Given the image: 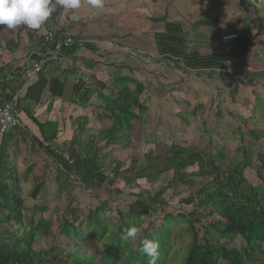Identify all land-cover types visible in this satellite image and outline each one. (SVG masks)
Returning <instances> with one entry per match:
<instances>
[{
  "label": "trees",
  "instance_id": "obj_1",
  "mask_svg": "<svg viewBox=\"0 0 264 264\" xmlns=\"http://www.w3.org/2000/svg\"><path fill=\"white\" fill-rule=\"evenodd\" d=\"M254 3L255 0L239 1L247 7ZM61 9L56 6L44 29L61 32L58 26ZM252 9V15L245 16L242 22L253 26L247 27V33L251 28L258 30L254 42L263 47L260 50L264 54V6L262 11ZM161 21L165 23L163 17ZM200 21L204 25L212 22L208 18ZM3 27L0 26V45L9 48L8 44L15 43V38L20 40L24 36L20 27L11 39L7 36L8 29ZM39 31L32 30L24 37L31 40ZM39 38L38 51L42 47L41 36ZM174 39L177 43L178 39ZM253 44L250 39V45ZM70 52L72 50L64 51L63 56ZM243 57H248V51ZM242 73H221L223 88L229 94H236L238 89L253 90L257 84L264 88L263 71L245 72L246 76ZM110 86L108 94H100L102 104L93 115L96 121L91 123L88 117L83 118L76 124L71 139L59 148L69 153L71 164L55 155L48 146L56 138V130H50L49 123L33 119L42 139L38 145L56 165L57 196L65 203L56 217V227L52 228L44 217L35 219L31 213H25L16 192L18 177L13 175L14 166L1 146L0 264H152L153 258L140 251L145 239L159 244L155 264H167L172 258L175 264H264V127L253 126L247 131L248 142L262 143L253 153L250 146H245L243 135L240 137L235 151L242 154V158L235 161L227 157L225 146L208 141L206 151L188 139L192 135L183 142L150 141L153 147L140 157L129 155L128 160H122L115 153L129 149L133 126L147 120L146 102L149 100L142 99L144 85L132 77H114ZM193 108L190 115L195 118L204 106L198 103ZM213 115L221 119L220 109L215 108ZM234 128L241 131L243 124L236 123ZM246 168L252 169L258 185H252L244 177ZM168 172L171 173L169 180L166 179ZM33 179L35 184L28 195L36 199L43 175ZM196 179L207 181L199 184ZM139 180L150 184L158 182V186L147 197L139 191L125 211L119 208L112 211L107 199L98 200L94 208L82 209L72 195L74 187L82 186L95 199H99L102 189L110 197L119 193L114 188L117 181L131 187ZM179 186L192 190L178 202L190 205V211L180 206L178 212L168 210L170 205L164 193L170 189L172 196H177ZM46 210V203L32 208L34 214ZM133 226L139 229L135 241L127 236ZM11 227L15 230L13 233L9 230ZM51 238L58 241L45 249H35L41 239Z\"/></svg>",
  "mask_w": 264,
  "mask_h": 264
},
{
  "label": "crops",
  "instance_id": "obj_2",
  "mask_svg": "<svg viewBox=\"0 0 264 264\" xmlns=\"http://www.w3.org/2000/svg\"><path fill=\"white\" fill-rule=\"evenodd\" d=\"M139 12V7L134 6L131 0H104V6L101 9H94L87 0H81V7L67 12L66 19L62 14L60 15L58 26L62 29L61 33L86 39L106 37L112 41V46L100 49L96 45H88L87 49L79 54L73 51L66 53L59 60L47 63L39 75L33 78H26L23 75V69L27 62L30 61L32 64L37 58L33 57L38 53V40L40 36L42 39L46 28L42 26L38 35H34L31 40L22 36L20 40L15 38V43L8 44L9 48L0 45V69H2L0 71V107L7 102L11 94L16 92L18 94L17 112L21 121V126L0 134V149L1 146L6 149L8 160L11 166H14L13 175L15 174L18 178L24 177L21 181L17 178V185L29 183L34 177L31 175L45 176V171L50 170L49 166L55 165L51 156H48L38 145V141L42 139L33 119L39 123H49L50 130L53 128L56 130V138L48 146L54 151L59 150L71 139L79 121L81 122L85 117H88L91 123L96 121L93 115L95 109L102 104L100 94L110 92V81L114 77H132L142 83L144 85L142 99L149 100L146 103L150 112L152 109L162 107L161 101H166V97L164 99L166 94L158 92L154 95L150 94L145 86L146 77L141 64L131 65L134 61L130 60L125 53L124 48L128 45H130L128 47L142 50V47L148 43L152 46L150 52L152 57H155L153 60L158 65L168 70L171 66L181 73L191 71L198 79H200L199 75L212 78L213 72L221 74L225 71L227 62L244 58L245 51L249 52L252 48L250 38L245 35V32L233 31L232 28L219 23L217 26L204 25L200 21L204 19H197L185 26L187 22L179 19L180 14L176 10L168 11L167 8L164 13L169 20L165 19V23L153 16L146 17L145 10L144 13ZM188 17L185 18L186 21ZM107 23L106 28H100L99 25ZM187 27H191L195 32L191 36L196 38L203 36L196 34L199 32H206L210 36L219 34L213 40L216 41L214 45L213 43L206 45L207 51L200 50L206 43H201L200 48L201 45L191 42V39L187 38L190 36H187L185 32ZM206 27L212 28L214 34H211ZM143 33L147 35L144 43L143 38L138 36ZM231 33L237 34V37L227 44H221V34ZM174 37L178 39L177 43L174 42ZM113 38L116 40H112ZM192 43L193 47H189ZM152 104L156 108H152ZM179 109H181L179 105H167L165 111L169 116L161 117L169 118L170 126H174L172 122L182 125L176 116ZM53 171L56 173V165ZM45 180L46 178H43L41 187L45 185ZM53 186L58 190L55 180H53Z\"/></svg>",
  "mask_w": 264,
  "mask_h": 264
},
{
  "label": "rangeland",
  "instance_id": "obj_3",
  "mask_svg": "<svg viewBox=\"0 0 264 264\" xmlns=\"http://www.w3.org/2000/svg\"><path fill=\"white\" fill-rule=\"evenodd\" d=\"M134 3V6H138L141 13L147 15L146 17L153 16L154 18L167 19V16L164 13L165 8L168 11L176 10L180 16L179 19L187 22L185 26L191 24V21H196L197 19H210L212 20L210 26H217V22L224 26L230 27L233 31L236 32H245L252 41L253 45L251 50L248 52V57L238 59L233 62H227L225 64V71H241L245 76L247 72L251 71H263L264 72V54L260 50L263 48L260 45H257L254 40L256 39L257 29H253L247 33V27H253L252 25H245L242 22V19L247 15H252L253 7L256 9H263L264 0H255L252 7H247L245 5H240V0H131ZM174 8V9H173ZM67 12H70L68 9H61V14L64 19L67 17ZM139 12V13H140ZM60 14V15H61ZM165 15V17H164ZM189 16V17H188ZM60 17V16H59ZM188 17L186 21L185 18ZM60 19V18H59ZM253 18L250 19L252 23ZM100 28H106L108 23L105 25H99ZM22 28L23 35L32 31L24 25L18 26L17 28ZM14 30H8V37L11 39L15 38ZM211 34H214L212 28H207ZM196 30V28H194ZM201 30H203L201 28ZM147 31V30H146ZM147 32H151L148 30ZM187 37L191 39V42H196L199 44L200 48L202 47L201 43H206L200 50H206V45L209 43L215 44V37H218L217 34L210 36L208 34L199 32L196 34H202L201 37H192L195 32L191 27L185 29ZM1 33V32H0ZM44 33V32H43ZM150 33L148 34V36ZM139 38H143V43L147 38V35L143 33ZM220 36V35H219ZM221 34L220 37H222ZM106 38V37H103ZM109 39V38H107ZM116 40L113 38L112 40ZM200 39V40H199ZM190 42V43H191ZM1 43V41H0ZM130 46V45H128ZM124 48L125 53L128 54L130 60L134 61L131 65L141 64V68L144 69L146 82L145 86L151 95H154L156 92L159 94H166V101L162 103V107H157L152 104V111L147 114V120L138 122L139 125L133 126V132L131 134L132 139H130L129 149L122 150L115 155L122 160H128L127 156L136 155L140 157L142 153L146 152L148 149L152 148V141L157 142H166L167 141H180L183 142L191 134L192 137L188 138L193 144H197L200 148L204 150H209L208 141L217 142L220 145L225 146L224 150L227 154V157L231 161H235L242 158V154H239L238 151H235V147L240 145V137L243 135V138L246 142L245 146H250L251 152H255L260 149L262 143L259 142H248L247 131H249L253 126L258 128L264 127V88L262 85L257 84L251 89H242L237 90L236 94H229V92L223 88L224 83L222 80L221 74L213 72V77H205L204 75H199L200 79L194 77V73L189 71L187 73H181L178 69L175 70L170 66L164 68L161 65H158L154 62L151 55L152 46L148 43L145 46H141L142 50L137 48L128 47ZM133 47H137L132 45ZM189 47H193L189 44ZM191 49V48H188ZM207 51V50H206ZM152 57V58H151ZM139 60V61H138ZM138 61V63H137ZM246 72V73H245ZM199 74V73H198ZM247 78V77H245ZM132 86V85H130ZM213 86V87H212ZM170 92V93H169ZM253 92V94H252ZM160 103V101H157ZM200 104L204 108H200L196 117H191V112L195 104ZM179 105L181 109L176 112L177 119L182 122L177 125L175 122H172L174 126H170L169 118L164 119L163 115H168L165 111L167 105ZM160 108H163L162 110ZM219 108L221 111V119H216L213 115L214 109ZM153 112V113H152ZM169 116V115H168ZM204 122V123H203ZM243 124L241 131L235 130L234 124ZM210 137V139H209ZM154 139V140H153ZM151 141V142H150ZM128 150V151H127ZM127 151V152H126ZM250 158V153L247 154ZM40 162L39 160L37 161ZM55 166V165H54ZM54 166L52 164L49 166L50 170L45 171L46 175H43V178H46L45 185L41 188L37 194L36 199H31L29 197V192L35 184L34 177L40 178L39 175L34 176L29 183L17 185V194L21 197L23 202V207L25 213H31L35 219L38 217H44L50 223L52 228L56 227V217L61 213V206L64 203L63 198H59L58 190L55 186L52 187L54 180ZM190 171H195V169H189ZM244 177L252 185H258L259 180L255 176L252 169L246 168L243 172ZM29 177V178H31ZM171 178V173L168 172L166 179ZM24 179L22 176H19V180ZM199 184L206 182L205 179H196ZM58 183V182H57ZM158 186V182L147 183L144 180H139L131 187L124 186L123 182L117 181L114 188L118 189L119 193L113 194L109 197L110 194H107L106 191L99 190V199L93 198L90 195L89 190H85L82 186H76L72 190V195L75 198L76 204L82 208H94L98 204V200L107 199L109 206L112 211L119 208L122 211L127 209L128 204L132 203L136 199V195L139 191H142L144 197L151 195L154 192V188ZM57 187V186H56ZM177 196H172V191L169 189L164 193V198L169 203V211L173 210L175 212L179 211V206L184 209V211H190L191 206L182 205L179 202V199H182L190 194L191 189L179 186L177 188ZM46 203L48 205V210L45 212H36L35 214L32 211L33 206H41V204ZM65 204V203H64ZM29 215V216H31ZM28 216V215H27ZM182 226V225H181ZM10 232H14V228L9 229ZM58 241L57 238H51L46 241L41 239L37 244H35V249H45L46 247L52 245V242ZM176 247V246H175ZM183 249V248H181ZM180 249V250H181ZM174 249L171 250V252ZM167 264H175L173 258L168 260Z\"/></svg>",
  "mask_w": 264,
  "mask_h": 264
},
{
  "label": "built area",
  "instance_id": "obj_4",
  "mask_svg": "<svg viewBox=\"0 0 264 264\" xmlns=\"http://www.w3.org/2000/svg\"><path fill=\"white\" fill-rule=\"evenodd\" d=\"M237 34L231 33L220 37L221 44H227L231 40L235 39ZM112 41L107 38L101 39H86L81 36L64 35L58 31L45 30L42 36V47L37 53V58L31 64L27 62L23 69V75L26 78H33L39 75L42 69L47 63L59 60L64 51L72 50L74 53L87 49L88 45H96L100 49L108 48L112 46ZM30 60V59H29ZM18 94L15 92L11 94L7 102L0 107V134L6 131L21 126V121L17 112ZM55 155L61 159L72 163V158L66 151L56 150Z\"/></svg>",
  "mask_w": 264,
  "mask_h": 264
},
{
  "label": "clouds",
  "instance_id": "obj_5",
  "mask_svg": "<svg viewBox=\"0 0 264 264\" xmlns=\"http://www.w3.org/2000/svg\"><path fill=\"white\" fill-rule=\"evenodd\" d=\"M94 9H101L104 0H87ZM59 5L63 9L76 10L81 7V0H0V26L8 30H14L24 25L31 30H40ZM2 30V29H0ZM139 235V229L135 226L129 228L127 236L135 241ZM159 244L154 240H143L140 251L153 258L158 255Z\"/></svg>",
  "mask_w": 264,
  "mask_h": 264
}]
</instances>
